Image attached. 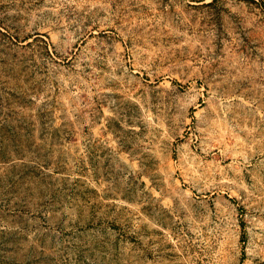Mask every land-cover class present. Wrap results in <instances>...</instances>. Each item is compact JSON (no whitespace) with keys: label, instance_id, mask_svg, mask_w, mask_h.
I'll use <instances>...</instances> for the list:
<instances>
[{"label":"rangeland","instance_id":"obj_1","mask_svg":"<svg viewBox=\"0 0 264 264\" xmlns=\"http://www.w3.org/2000/svg\"><path fill=\"white\" fill-rule=\"evenodd\" d=\"M0 264H264V0H0Z\"/></svg>","mask_w":264,"mask_h":264}]
</instances>
